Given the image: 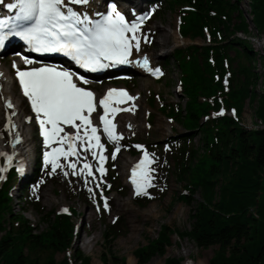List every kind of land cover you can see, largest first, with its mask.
<instances>
[{
    "label": "trees",
    "instance_id": "16d2710c",
    "mask_svg": "<svg viewBox=\"0 0 264 264\" xmlns=\"http://www.w3.org/2000/svg\"><path fill=\"white\" fill-rule=\"evenodd\" d=\"M243 1L250 7L254 27L264 32V0L154 1L165 2L170 10L177 9L182 38L207 41L173 49L184 105L169 104L165 109L184 130L168 142L177 145L173 174L184 192L176 198L191 207V228L177 232L161 225L155 238L133 252L141 264L156 254L163 256L173 232L178 237L192 238L199 247L217 245L209 264H264V80L262 90L256 91L260 79L255 69L256 54L247 41L229 38L235 31L249 33ZM261 58L264 63V55ZM169 61L165 63L169 65ZM246 99L255 103L254 115L261 128L247 129L227 115L209 117L219 107H234L238 116ZM202 117H207L204 122ZM196 130L200 131L201 148L191 145ZM160 149L157 145L153 151ZM33 165L39 166V159L34 158ZM108 171L111 190H116L114 184L119 178L110 166ZM13 182L16 178L11 170L0 184V264H91V258L80 250L71 253V217L53 211L44 214L40 201L31 196V179L23 186L24 203L42 214L47 227L35 232L23 211L14 212ZM197 192L200 200L194 198ZM118 223L108 224L102 234V264H126L111 247L119 235L127 233ZM58 253L63 254L59 260ZM163 264L183 263L180 257H168Z\"/></svg>",
    "mask_w": 264,
    "mask_h": 264
},
{
    "label": "rangeland",
    "instance_id": "374dc122",
    "mask_svg": "<svg viewBox=\"0 0 264 264\" xmlns=\"http://www.w3.org/2000/svg\"><path fill=\"white\" fill-rule=\"evenodd\" d=\"M107 1L114 3H121L123 6V14L130 22L134 18L133 13L138 14L133 10L129 0H100L101 10L105 8ZM141 7H144V13L141 16H147L141 25V30L138 33L140 36V50L134 48V54L154 53L157 56L153 59L156 64L155 70L159 69V75L153 76L145 71L136 69L138 65H130L124 71L130 75L131 79L127 81L118 80L116 78L110 79L105 85H100L101 81H106L107 78L98 79L94 82V89L96 95L101 97L104 91L109 88L126 90L131 96L138 97L141 105L142 113L139 114L142 122V131L131 133L124 132L123 139L119 141L120 151L116 154V158L112 159V153L116 148V144L103 139L105 145L104 155L107 157L104 163L105 172L101 174L97 171L99 161L94 159L89 151V160L83 159L79 164L76 163V170L79 171L85 162L92 165L93 176L72 175V169L65 165L61 171L51 173V165H45L44 153L39 151L40 144H44L43 137L40 130L36 127L33 121L29 124L32 132V142L30 151L24 161L25 169L19 175L16 173L17 181L12 188V206L15 213H22L28 219L31 225L35 226V232H39L47 227V223L41 219L42 214L37 212L34 206L24 203L26 199L25 191L23 190L24 183L29 179L32 180L30 184L31 196L35 200H39L41 207L44 208V214L49 211L65 212L71 217L74 225V239L71 246V253L78 249L83 254L89 256L92 262L102 264L100 257L104 252L103 232L108 224L118 220L117 226L121 229L126 228L127 233L119 235L112 243V252L117 257H124L126 264H141L134 256V251L146 245L149 239L155 238L158 234L161 225H167L170 229H175L177 232L187 231L191 228V221L189 218L191 207L177 199L179 193H183L184 188L182 183H178L174 176V160L177 154V145H173L168 140H175L172 138L174 134L183 132L182 124L170 117L165 111L168 105L175 104L184 105L183 88L179 81L180 72L176 61L173 58V49L178 46H184L189 43L204 44L207 38H197L194 41L184 39L179 35L178 25V11L177 9L170 10L165 2H154L155 0H137ZM152 5V7H151ZM241 5L247 15L249 9L247 2H241ZM152 8L154 13L152 14ZM151 14V16L147 15ZM139 19V17H138ZM154 26L165 28L169 36L166 39L167 44L164 47H155L152 37L156 35ZM130 35V33H129ZM250 35L255 39H259L260 43L264 45V32H257L251 29ZM231 36V34H230ZM254 50L257 46H253ZM258 53L261 50L258 48ZM233 54V51L230 52ZM2 56H0L1 58ZM8 57H2V59ZM6 59V60H7ZM169 59V65L165 60ZM10 69L13 65L11 59H8L7 66ZM133 66V67H132ZM255 66L260 70L263 68L262 61L257 59ZM12 70H10V73ZM163 72V73H162ZM9 73V74H10ZM10 77V75H8ZM160 76V77H159ZM108 77V76H107ZM11 78V77H10ZM263 81V80H262ZM261 82L257 83L255 88L261 87ZM261 89V88H260ZM15 93L17 99H20L18 87L15 86ZM25 101V100H24ZM23 103L25 104L26 101ZM26 105V104H25ZM164 109V111H163ZM255 103H250L246 99L243 103V110L240 115L234 118L238 119L247 129H257L259 124L254 115ZM24 112V111H23ZM26 119L29 118L31 111H25ZM121 114H124L122 112ZM231 114V115H229ZM227 116H234V113L226 111ZM218 116V112L212 111L209 117ZM123 116L115 118V123L120 127L126 128L125 124H121ZM158 118L162 120V128L158 127ZM206 118H201L204 122ZM4 123L3 133L6 137H10V129ZM199 130H196L195 138L191 141L194 148H201V139ZM3 136L0 135V140ZM150 142L153 144L150 145ZM136 145H143L150 157H154V162L149 166L154 171L151 172L152 187L147 189L148 195L137 196L135 193V186L130 183L132 176L124 179L122 177V168L120 155L128 154L129 159H133L135 166L143 158V151L138 149ZM160 146V152L153 151L154 146ZM152 147V148H151ZM34 158L39 159L40 165H32ZM70 162H76L72 159ZM69 162V163H70ZM4 161L2 159L1 168ZM13 163L10 165L12 166ZM116 172L119 183L115 182L116 190H110L107 194L100 189L102 184L107 180V167L110 166ZM35 166V167H34ZM35 168L38 170L35 172ZM67 171L69 174L64 175ZM2 175V174H1ZM87 181V183H86ZM91 189V191H90ZM97 196V197H96ZM95 197L98 199L96 201ZM49 198L50 201H46ZM195 200H200V192L194 195ZM105 199L108 203V208L104 207ZM195 206V202H193ZM87 213H84V210ZM90 236H95V239L89 246V250L84 248L83 242ZM171 244L166 247L164 255L156 254L145 264H163L168 257H180L183 264H209V259L212 256L217 245H211L208 248L199 247L196 242L188 237H178L176 232L170 236ZM62 253L56 255L57 259H61ZM112 262V259L109 258ZM119 262V261H118Z\"/></svg>",
    "mask_w": 264,
    "mask_h": 264
},
{
    "label": "snow or ice",
    "instance_id": "6c2138e0",
    "mask_svg": "<svg viewBox=\"0 0 264 264\" xmlns=\"http://www.w3.org/2000/svg\"><path fill=\"white\" fill-rule=\"evenodd\" d=\"M69 3L87 5L89 0H69ZM8 8L17 11L14 18L0 20V48L5 47V41L9 37H20L27 41L35 52L63 53L80 68L91 72L131 63L133 49L140 50L138 33L141 25L149 18L141 16L136 22L130 23L115 3L111 5L107 15L95 22L91 21L88 15L82 16L73 10L65 0H15L14 3L8 4ZM5 28H8V31H4ZM33 63L32 59L24 58L25 65ZM137 63L146 70L153 71L147 56ZM13 66L16 67L15 64ZM154 74L159 75V69H156ZM16 76L23 95L30 101L31 109L35 113L44 144L50 149L44 153L45 165H51L50 174L64 167L60 162L61 158L68 160L69 157H77L78 162L81 155L78 145L84 152L91 151L92 157L99 161L97 171L103 174L106 171V149L98 135L99 129L93 125L91 119L92 114L97 111V98L91 90L79 86L78 83L82 81L87 84L88 81L69 69H58L54 66L32 67L29 70L16 67ZM135 99L137 97L131 96L126 90L111 88L98 101L103 109V114L99 116L103 132L108 141L116 144L112 159L119 153V141L123 139L122 135L117 134V125L113 118L120 112L132 111L134 104L131 107L120 105ZM6 107H14L10 99L6 101ZM8 122L11 124V117ZM66 128L75 129V132L66 131ZM19 142L17 134L16 143ZM136 147L143 151V158L132 169L131 180L136 195L147 196V189L153 186L151 172L154 169L149 165L154 162V157L149 156L143 145ZM0 156H5L11 165V155L0 153ZM77 162L67 165L73 170L72 175L93 176L90 163L85 162L77 171ZM18 170L23 169L21 167ZM2 171H7V168H0V172ZM68 174L67 171L64 172L65 176ZM3 179L4 177L0 176V180ZM104 207L108 208L106 199ZM63 211L66 212L67 209Z\"/></svg>",
    "mask_w": 264,
    "mask_h": 264
},
{
    "label": "bare ground",
    "instance_id": "6f19581e",
    "mask_svg": "<svg viewBox=\"0 0 264 264\" xmlns=\"http://www.w3.org/2000/svg\"><path fill=\"white\" fill-rule=\"evenodd\" d=\"M65 2L68 4V6H70L69 4V0H65ZM130 3H133L139 7V1L137 0H129ZM101 6V2L100 0H89V3L87 5H79L78 8L80 7V12H84V15H88L89 19L94 18L101 10L100 8ZM144 8V7H141ZM145 9V8H144ZM121 12H123V9L120 10ZM137 16L136 13H133V20H131V22L137 21L138 19H136L135 17ZM130 22V23H131ZM154 30L156 31V35H154L152 37V41L154 42V46L155 47H164L167 44V38L169 36L168 31L165 28H161V27H157L154 26ZM236 36L241 38V39H246L249 40L252 44V46H257V48H255V51H258V48L261 50V54L264 53V45L260 43L259 39H255L253 36H249L244 34L243 32H237ZM258 53V52H257ZM260 54V53H258ZM160 55V54H158ZM157 55V56H158ZM147 56L148 57V62H149V66L151 68H155L156 64L154 63L153 59L157 56H155L154 53H145V54H139V55H135L134 52L132 54V64H138V67H136V69L141 70L142 66L140 63H137V61H141L143 60V58ZM155 56V57H154ZM8 64V60L6 59H2L0 58V135L3 136V139L0 140V153H7L8 155H11L13 157L12 162H16V163H20V162H24L27 158V154L30 151V146H31V142H32V132H31V128L29 127V124H31L32 119L31 117L33 116L32 114H29V118H27V116L25 115V111H30V107L29 105H27V103H23L24 101V97H22L21 93H20V99H17V97L15 96V86L16 85V81L15 79H11L8 75L10 73V66L8 65L6 67V65ZM124 67V66H122ZM133 67V66H132ZM144 68V67H143ZM145 71H148L144 68ZM261 71V70H260ZM125 77L128 76L126 75L125 72ZM111 89V88H109ZM108 91V89H106L103 93L106 94ZM140 96V94L138 93V96H134L137 97V99H135L134 101H129L127 104H122L120 106L122 107H131L132 104L135 105V108L132 111H125L124 114H118L116 115L117 117L119 116H123V118L121 119V124H125L126 128L124 129V127H120V125H117V134H120L122 136H124V132L126 133H131L132 132H136V131H142V122L140 121V116L139 114L142 113L141 111V105L139 103V99L138 97ZM96 98L98 99L99 96H96ZM11 100L12 104H13V108L9 109L6 107V101L7 100ZM25 102V101H24ZM24 111V112H23ZM11 117V124H8L6 127L11 128L10 129V137H6L5 134L3 133V126L4 123L8 121V118ZM92 122H93V114H92ZM114 123H115V119H113ZM162 120L161 118H158V127L159 129L162 128L163 124H162ZM93 125L95 126V124L93 123ZM130 125V127H129ZM66 131H70V132H75L72 131L69 128L65 129ZM17 134L19 135V139L20 142L16 143V139H17ZM78 150L81 152V155L79 157V160L77 162V157H69L68 160H64L63 158H61V164L63 166L68 165L69 162L74 159L77 164H79L83 159H85V157H87V160L90 161L89 159V152H84L82 148H79L78 145ZM39 151H42L43 153H45L46 151H50L49 148H47L45 145L40 144V149ZM5 157V156H4ZM128 154H124V155H120V161H121V168H122V177L124 179L128 178L130 175L132 176V169L137 165L133 166L132 164L135 163V161L133 159H129L128 158ZM5 164L2 166V168H7L8 167V162L7 159L5 157ZM58 171H61V168L57 169ZM4 175H6V171H3V177ZM130 183H132V180H129ZM133 184V183H132ZM46 201H50L49 198L46 199ZM84 213H87V210H84ZM95 239V236H90L88 237V239L84 240L83 245L84 248L86 250H89V246L90 244L93 242V240ZM92 264H97L95 262H92Z\"/></svg>",
    "mask_w": 264,
    "mask_h": 264
}]
</instances>
